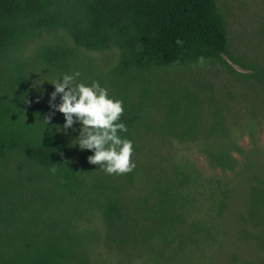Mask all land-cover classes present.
Segmentation results:
<instances>
[{
	"label": "trees",
	"instance_id": "obj_1",
	"mask_svg": "<svg viewBox=\"0 0 264 264\" xmlns=\"http://www.w3.org/2000/svg\"><path fill=\"white\" fill-rule=\"evenodd\" d=\"M60 33L65 37L59 39ZM177 38L184 41L182 46L175 43ZM79 48L117 51L106 76L94 80L123 101L121 120L127 132L121 135L132 140L133 150L142 135L183 140L190 134L170 132L180 118L181 103H190L187 95L162 105L167 126L147 123L139 81L197 64L198 56L233 71L224 57L228 37L217 0H0V264H90L92 239L64 217L74 208L97 213L110 243L125 248L131 240L125 202L88 181L68 140L48 130L28 105L27 72L38 68L59 78L81 72L86 65ZM251 68L250 75L264 86V69ZM215 160L223 170L237 162L227 152ZM249 197L242 222L256 231L251 236L261 249L258 264H264V176L254 178ZM216 237L212 222L202 227L193 223L179 244H185L183 249L173 248L165 264H209L203 252Z\"/></svg>",
	"mask_w": 264,
	"mask_h": 264
},
{
	"label": "rangeland",
	"instance_id": "obj_2",
	"mask_svg": "<svg viewBox=\"0 0 264 264\" xmlns=\"http://www.w3.org/2000/svg\"><path fill=\"white\" fill-rule=\"evenodd\" d=\"M217 5L228 37L224 57L233 71L206 62L155 72L139 81L147 123L167 126L165 101L189 98L190 103H181L180 118L170 132L190 134L183 140L142 135L131 156L136 166L130 172L107 174L90 163L92 151L73 144L80 125L63 130V114L50 106L60 103L59 94L50 101L52 83L60 78L38 68L27 72L31 111L41 122L51 115L45 127L68 140L84 177L115 192L127 206L131 240L125 248L107 241L97 213L85 208L64 212L92 239L90 264H165L173 248L183 249L185 244H179L190 234L191 225L202 227L206 222H212L217 232L216 241L203 252L209 264H258L261 259L259 243L251 236L256 231L249 224L244 227L242 220L250 206L249 188L255 177L264 176V86L250 75L251 67L264 69V0H217ZM79 50L86 68L77 81L85 84L95 76L104 78L117 59L115 49ZM222 152L236 159L232 169L217 164L215 158ZM52 212L58 216L62 210ZM241 230L247 232L240 234Z\"/></svg>",
	"mask_w": 264,
	"mask_h": 264
},
{
	"label": "clouds",
	"instance_id": "obj_3",
	"mask_svg": "<svg viewBox=\"0 0 264 264\" xmlns=\"http://www.w3.org/2000/svg\"><path fill=\"white\" fill-rule=\"evenodd\" d=\"M175 43L182 46L184 41L177 38ZM196 62L203 66L205 57L198 56ZM80 75V71L75 70L52 83L54 91L50 94V101L59 94L60 103L50 106L63 114V130L72 128L74 123L80 125L73 144L81 150L92 151L88 157L90 163L98 165L107 174L132 171L136 166L131 159L133 142L121 135L127 132V126L121 120L123 101L111 97L108 89L98 81L93 80L91 84L78 82ZM50 119L51 115L46 116L43 125Z\"/></svg>",
	"mask_w": 264,
	"mask_h": 264
}]
</instances>
